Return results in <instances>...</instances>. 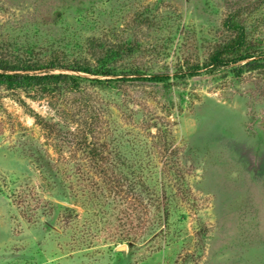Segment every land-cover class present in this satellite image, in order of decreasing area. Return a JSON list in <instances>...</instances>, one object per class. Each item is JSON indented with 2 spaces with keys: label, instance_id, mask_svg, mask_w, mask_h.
<instances>
[{
  "label": "rangeland",
  "instance_id": "obj_1",
  "mask_svg": "<svg viewBox=\"0 0 264 264\" xmlns=\"http://www.w3.org/2000/svg\"><path fill=\"white\" fill-rule=\"evenodd\" d=\"M240 29L260 62L206 67ZM120 45L123 74L80 91L0 86V264H264V0H0V54L98 65ZM86 131L127 178L110 198Z\"/></svg>",
  "mask_w": 264,
  "mask_h": 264
},
{
  "label": "trees",
  "instance_id": "obj_2",
  "mask_svg": "<svg viewBox=\"0 0 264 264\" xmlns=\"http://www.w3.org/2000/svg\"><path fill=\"white\" fill-rule=\"evenodd\" d=\"M240 30V34L237 35V37L231 38L228 42L220 46L211 55V59L206 67L237 65L239 67H244L251 70L256 66V64L260 62L261 57L255 58L256 52L248 48L244 29ZM125 48L127 47L120 45L116 49L110 50L106 55L104 62L100 60V63L98 65L92 63L87 59H76L69 61L66 59H56L54 57H49L45 60H36L27 57L13 58L3 53V49L2 53L0 54V86L13 91L21 90L29 92L33 90L37 91L40 96H45V94H53L54 92H57V90H61L64 88L69 89L70 91H80L82 89L81 82L83 79H86V77L82 76L81 73H87L93 76H116L119 74H123L117 73L114 67L110 65L107 60H114L117 57L112 56L123 54V52H125ZM257 55L263 56V53ZM250 58L251 60H249ZM56 69L66 70L67 72H55ZM199 69L201 68L197 65L189 68L188 72L194 73L199 71ZM148 78H151V80L158 82H164L169 79L168 76L159 75ZM93 80L100 83L106 81V79H101L99 77H96ZM116 80L120 81L130 79L117 78ZM33 115L36 119V122L43 128L44 131L47 132L49 136L52 134H55L54 136L56 137L60 135V128L56 127V122L53 123L52 121L47 120L39 113H34ZM91 132L92 131H86L82 134V141L84 144L83 146L87 149V157H89L91 163H93L95 166L100 167V171L98 173V176L102 178V186L99 187L100 194H103L105 191H107L108 193L103 194V196L105 198H110L113 193L119 194L121 192L117 183H124L123 180L127 178L120 172H109L107 164L110 163L108 162L107 156H105L104 151L100 149L101 146L95 145L94 142H88ZM131 190L133 191V188H131ZM148 191L149 190L147 188H144V192L148 193ZM166 196V191L163 190L162 192V190H160L159 195H153V197L151 198L152 203H155V218H157L158 225H160V227L164 226L169 221L170 212L168 201L165 198ZM114 198L115 197L112 198L113 201ZM139 202L141 207L147 213V206L143 204L141 200H139ZM66 208L69 211L74 210L71 207ZM146 226L147 223L145 222V227ZM126 239H129V237H126Z\"/></svg>",
  "mask_w": 264,
  "mask_h": 264
}]
</instances>
